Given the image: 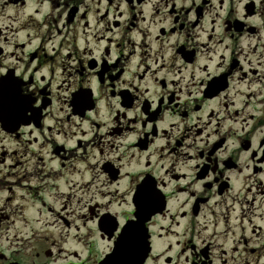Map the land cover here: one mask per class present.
<instances>
[{
	"label": "flooded vegetation",
	"instance_id": "1",
	"mask_svg": "<svg viewBox=\"0 0 264 264\" xmlns=\"http://www.w3.org/2000/svg\"><path fill=\"white\" fill-rule=\"evenodd\" d=\"M264 264V0H0V264Z\"/></svg>",
	"mask_w": 264,
	"mask_h": 264
},
{
	"label": "clouds",
	"instance_id": "2",
	"mask_svg": "<svg viewBox=\"0 0 264 264\" xmlns=\"http://www.w3.org/2000/svg\"><path fill=\"white\" fill-rule=\"evenodd\" d=\"M138 264H141V262L139 261Z\"/></svg>",
	"mask_w": 264,
	"mask_h": 264
}]
</instances>
